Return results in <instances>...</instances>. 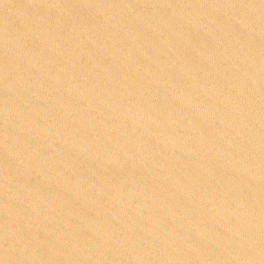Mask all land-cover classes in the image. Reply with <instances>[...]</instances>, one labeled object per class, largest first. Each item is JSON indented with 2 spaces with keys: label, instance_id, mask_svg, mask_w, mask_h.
Returning a JSON list of instances; mask_svg holds the SVG:
<instances>
[{
  "label": "water",
  "instance_id": "water-1",
  "mask_svg": "<svg viewBox=\"0 0 264 264\" xmlns=\"http://www.w3.org/2000/svg\"><path fill=\"white\" fill-rule=\"evenodd\" d=\"M0 264H264V0H0Z\"/></svg>",
  "mask_w": 264,
  "mask_h": 264
}]
</instances>
